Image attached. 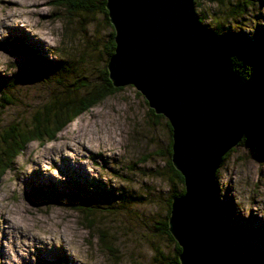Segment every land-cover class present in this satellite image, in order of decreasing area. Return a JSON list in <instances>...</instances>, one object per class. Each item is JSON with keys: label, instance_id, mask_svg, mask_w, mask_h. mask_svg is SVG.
Listing matches in <instances>:
<instances>
[{"label": "rangeland", "instance_id": "374dc122", "mask_svg": "<svg viewBox=\"0 0 264 264\" xmlns=\"http://www.w3.org/2000/svg\"><path fill=\"white\" fill-rule=\"evenodd\" d=\"M62 1L0 0V78L8 81L4 91L12 97L4 108L0 101V152L9 128L24 126L29 114L59 91L55 71L24 73L33 64L27 52L45 65L70 66L64 84L78 76L95 82L106 68L112 27L97 8L102 0H86L94 5L90 12L66 9ZM239 1L200 0L194 11L207 31L217 28L231 41L258 43L264 35V0L250 1L235 19L231 9ZM166 121L153 117L143 96L125 86L53 140L29 143L8 169L3 160L0 205L25 231L0 224V264L171 263L176 242L161 226L169 217L170 193L183 184L169 182ZM215 186L217 208L229 212L226 225L240 232L236 238L229 234L227 253L249 264L261 262L264 142L234 147L217 170ZM42 190L61 200L37 196ZM30 235L46 237L47 243Z\"/></svg>", "mask_w": 264, "mask_h": 264}, {"label": "water", "instance_id": "95a60500", "mask_svg": "<svg viewBox=\"0 0 264 264\" xmlns=\"http://www.w3.org/2000/svg\"><path fill=\"white\" fill-rule=\"evenodd\" d=\"M195 0H105L114 31L106 68L171 128V164L183 179L167 219L179 264H228L215 176L223 157L259 125L264 90L233 70L230 42L207 31Z\"/></svg>", "mask_w": 264, "mask_h": 264}, {"label": "trees", "instance_id": "16d2710c", "mask_svg": "<svg viewBox=\"0 0 264 264\" xmlns=\"http://www.w3.org/2000/svg\"><path fill=\"white\" fill-rule=\"evenodd\" d=\"M200 0H195L194 4L196 5ZM211 3L221 2V0H206ZM253 0H242L236 2L231 9V14L233 18L237 19L241 17L246 10L251 6V2ZM66 9L69 10H83L85 12H90L94 5L91 1L86 2V0H63L60 2ZM100 6H96L98 9L102 10L107 19V11L105 9V0L100 1ZM235 14V15H233ZM199 23H202V18L198 17ZM211 32L216 33L217 35L226 38L233 47V52L231 54V61L233 70L239 76H241L244 80L248 81L251 79H256L258 83L261 85L264 90V35L257 42H247V41H231L226 34H222L221 30H209ZM114 31L111 29L109 34L108 48H107V56L109 57L113 54L114 50ZM27 54L33 59V64L28 68L24 73H32V75L37 73H46L55 71L58 75L57 83L59 85V91L53 95L52 99L43 104L40 108H37L33 112L29 114L27 123L23 126H17L12 128L5 133V137H2V149L0 152V164L3 160H5V169H8V164L12 162L16 158V156L24 150V148L31 142H38L44 144L45 142L51 141L55 138L56 134L62 131L69 123L74 122L77 117L82 115L85 112H88L93 107L101 103L105 98L115 94L117 91L122 90V88H114L108 79L107 68H104L102 71V77L95 81L89 82L84 79L82 76L75 77V79L68 83L64 84L62 79L69 75L70 69L69 67L65 68L62 66V62H57L55 66H49L42 63V61L38 60V56L36 53ZM57 66V67H56ZM35 76V75H34ZM47 76V74H45ZM7 80L0 78V101H2L1 107L4 108L7 105L12 103V97L8 92L4 90L8 88ZM150 113L155 118H161V115L154 114L153 110L149 108ZM166 127L168 129V134H171V128L166 121ZM258 141L264 142V113L262 122L251 128L247 131L242 140L238 145H244L246 143H255ZM171 143L169 140L168 144V155L169 158L166 161L168 168V178L169 182L172 183L175 180L180 185L183 184V179L181 175L173 168L171 164ZM233 149H231L222 159V163L226 160V158L230 155ZM217 174V172H216ZM183 193V188L179 191H172L170 193V197L168 200V214L170 211V203L171 199L174 196L181 195ZM216 198H217V192ZM43 199H58L61 200L60 197L54 195L52 191L42 190L40 194H36ZM83 206H77V209L80 211L84 209L86 212L89 210L88 208H82ZM219 212L220 226L223 229V252L224 258L228 264H249L248 262H244L239 257L231 258L226 251V242L229 238V234L233 233L234 238L240 237V232L232 231L226 225V217L229 215V212L226 211ZM87 213V212H86ZM227 215V216H226ZM229 217V216H228ZM161 229L164 234L167 235L169 240L175 243L174 239L170 235L168 231L167 220L162 223ZM101 236H103L101 234ZM104 242V241H103ZM180 252V248L175 243L174 245V256L171 259V263L168 264H179L178 262V254ZM165 260L164 257H162ZM257 264H264V259Z\"/></svg>", "mask_w": 264, "mask_h": 264}, {"label": "bare ground", "instance_id": "6f19581e", "mask_svg": "<svg viewBox=\"0 0 264 264\" xmlns=\"http://www.w3.org/2000/svg\"><path fill=\"white\" fill-rule=\"evenodd\" d=\"M33 164H35V166L33 167L32 166V168H34V170L35 169H37L38 168V166L39 165H37L38 164V160L36 161H33ZM36 171V170H35ZM214 184H215V182H214ZM29 214V213H28ZM8 216H7V214L6 213H4V209H3V207L0 205V224H3V223H5L7 226H8V229L9 230H20V231H22V232H24L25 231V227L23 226V224H20V223H18V221L17 222H14L13 220H10L9 218H7ZM12 218V217H11ZM20 222V221H19ZM22 222V221H21ZM57 224V223H56ZM28 229V228H27ZM48 230V229H47ZM8 231V230H7ZM6 232V231H5ZM16 232V231H15ZM29 232V231H28ZM17 233H19V232H17ZM21 233V232H20ZM27 234V233H26ZM33 234V233H32ZM54 235V234H53ZM18 236V235H17ZM31 236V235H30ZM21 237V236H20ZM31 238H32V240H34L35 242H38V243H41V244H45V243H47V241H46V237L45 238H35V237H33V236H31ZM24 239V238H23ZM52 240V239H51ZM51 240H49L50 242H53V241H51ZM27 241V240H26ZM58 241V240H57ZM57 243H59V242H57ZM30 246V245H29ZM36 247H37V245H35ZM56 246H57V244H56Z\"/></svg>", "mask_w": 264, "mask_h": 264}]
</instances>
